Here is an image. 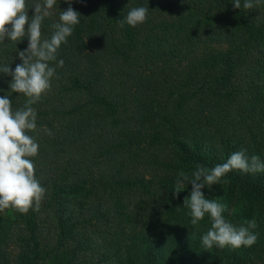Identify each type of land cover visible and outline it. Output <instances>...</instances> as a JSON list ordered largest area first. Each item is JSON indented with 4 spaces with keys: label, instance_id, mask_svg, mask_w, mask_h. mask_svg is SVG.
Masks as SVG:
<instances>
[{
    "label": "trees",
    "instance_id": "16d2710c",
    "mask_svg": "<svg viewBox=\"0 0 264 264\" xmlns=\"http://www.w3.org/2000/svg\"><path fill=\"white\" fill-rule=\"evenodd\" d=\"M141 6L144 23L119 26ZM67 7L57 0L43 37ZM72 7L80 23L58 50L64 65L33 105L38 131L29 132L46 192L39 211L0 212V264H264V172L233 170L203 189L234 224L256 219L251 247L205 249L209 217L193 226L183 206L191 185L173 195L178 173L197 164L211 168L242 149L264 161V2ZM27 44V36L0 43V64L14 70ZM11 79L0 73V96L17 109L27 98L11 92Z\"/></svg>",
    "mask_w": 264,
    "mask_h": 264
},
{
    "label": "clouds",
    "instance_id": "9594fccd",
    "mask_svg": "<svg viewBox=\"0 0 264 264\" xmlns=\"http://www.w3.org/2000/svg\"><path fill=\"white\" fill-rule=\"evenodd\" d=\"M66 10H61L58 21L50 25L51 35L43 37L42 25L53 14L57 0H0V43L7 39L12 43L28 38L27 48L19 51L21 63L14 70L7 64H0V73L12 79L9 88L13 93L23 94L27 99L23 107L13 109L8 96H0V212L14 209L26 214L30 209L39 211L46 189L36 178L35 164L32 158L38 155L39 144L29 132H36L37 112L33 107L50 90L51 80L57 67H63L64 61H57L58 50L72 35L74 26L80 23L81 14L72 7V0H65ZM264 0H233L234 9H252ZM33 15L28 14L29 9ZM147 7H135L119 20V26L126 24L135 27L146 21ZM27 27V30L25 26ZM55 63V67L52 66ZM51 135L46 127L40 129ZM246 149L233 152L223 163L209 168L197 164L191 175L181 171L177 175L173 195L185 186L191 185L189 195L184 197L183 206L189 209L190 223L198 225L207 215L211 226L202 236L205 249H239L251 247L257 241V235L251 231L258 227L256 219L245 220L237 225L226 219L227 205L218 199H208L203 189L221 183L231 171L243 173L264 172V161L257 155L249 157ZM223 183H229L223 180Z\"/></svg>",
    "mask_w": 264,
    "mask_h": 264
}]
</instances>
